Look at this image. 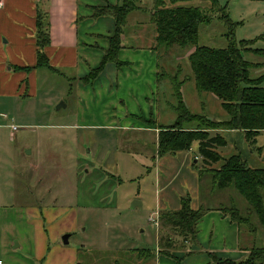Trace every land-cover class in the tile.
<instances>
[{
    "label": "rangeland",
    "instance_id": "obj_1",
    "mask_svg": "<svg viewBox=\"0 0 264 264\" xmlns=\"http://www.w3.org/2000/svg\"><path fill=\"white\" fill-rule=\"evenodd\" d=\"M217 3L237 22L234 30L237 41L251 39L254 48L264 49V0H217ZM186 5L210 6L207 0H192ZM138 6L127 16L122 44L135 51L128 56L142 62V69H123L125 65L117 67L107 63L95 77L96 82L95 79L85 82L82 77L99 64L92 67L94 62L86 59L87 53L75 66L70 61L54 60L52 56L51 68L37 67L29 76L27 88L23 82L24 95L0 94V114L7 116L0 117V122L17 127L12 130L6 125L0 126L5 137L0 142V192L8 182L7 189L10 196L15 195L12 199L16 205L38 207L31 212L12 213L7 218H1L0 214L3 264H159L160 259V264H206V251L222 243L219 234L208 237L213 230L211 223L216 227V219L205 220L200 224L197 238L186 241L160 220L161 212L176 210L180 196H188L193 208L223 204L238 208L239 215L248 214V203L232 184L226 188H216L213 184L212 169H218L221 162L204 164L195 147L196 154L194 151L190 165L199 182L195 189H190L184 180L186 165L169 163L170 155L175 152L158 155L160 127H173L176 119L171 78L180 81L181 86L185 83L179 91L189 113L217 120L227 115L214 94L196 89L187 62L191 48L186 50L176 45L164 50L161 47L158 54L152 50L155 28L148 19L152 0H138ZM216 17L199 26L198 44L226 46V26ZM109 23L110 19L105 18L98 31L106 32ZM6 38L1 35V45L7 44ZM4 51L8 63L22 56L7 46ZM93 52H97L98 58L102 47H94ZM243 54L246 60L258 64L249 69L250 77L264 74V56L247 51ZM151 60L156 63V73L164 71L161 79L156 76L152 93L146 83H143L144 89L138 90L139 84H125L120 80L125 71H134L132 76L142 72L145 82L146 66ZM191 80L194 90H190ZM11 86L8 85L9 89ZM200 101L205 109L199 112ZM209 112H216L215 118L209 117ZM196 126V122L181 125L184 129ZM222 131L208 130L210 136L218 133L224 137ZM240 131L248 153L262 162L260 167H250L264 168V130L253 144ZM231 146L226 142L217 149L224 154ZM238 153L244 159L240 151L232 152ZM245 161L249 165L247 157ZM35 162L41 164L37 174L30 175L25 167ZM3 177L8 180H2ZM57 199L60 209L53 213L54 217L51 209L46 214L39 213ZM249 219L258 228L257 233L253 240L246 227H242L239 249L252 244L264 246V229L254 213ZM25 223H28L26 228ZM33 225L40 229L35 238L32 230L28 231ZM7 229L9 236H16L12 244L8 243L10 238L5 240ZM64 235L68 236L66 244ZM232 239L237 242L236 237ZM229 242H232L230 238ZM187 254L185 258L180 257ZM232 254L234 258L244 259L235 252Z\"/></svg>",
    "mask_w": 264,
    "mask_h": 264
},
{
    "label": "trees",
    "instance_id": "obj_2",
    "mask_svg": "<svg viewBox=\"0 0 264 264\" xmlns=\"http://www.w3.org/2000/svg\"><path fill=\"white\" fill-rule=\"evenodd\" d=\"M192 0H152L150 22L155 28V42L152 50L158 54L162 47L165 49L178 46L191 48L187 55V62L194 77L195 87L199 92L207 91L214 94L220 101L227 117L213 119L204 115L189 113L180 94L181 82L171 78L174 85L172 97L176 119L173 127H160L158 135V155L168 152L188 150L193 142L198 143V154L206 165L221 162L218 169H212L213 184L216 188H226L232 184L235 190L249 205L246 216L239 215L238 208L231 206L220 207L219 210L236 223L238 231L246 227L249 235L256 236L257 227L249 219L254 213L259 225L264 229V168H252L245 159L238 154L222 157L217 148L225 146V139L218 133L210 136L208 130H243L246 140L254 143L255 137L264 130V74L249 76V69L253 64L244 57V52L264 56V49L254 48L253 40L241 39L237 41L234 30L237 22L230 19L224 8L217 0H207L209 7L186 5ZM139 8L138 0H122L121 3L111 4L105 0L103 5L93 6V19L109 16L113 20V30L104 36L108 46L104 49L97 67L82 77L85 82L94 80L107 63H114L117 67L126 63L118 59L122 48V35L126 24L127 14ZM214 8V9H213ZM217 16V17H216ZM218 18L226 26L224 36L227 44L223 48L198 44V30L202 24ZM50 22L47 11L37 10L35 16V45L36 62L31 66L16 67L18 70L30 72L32 69L45 66L51 68L44 47L50 44ZM263 37V36H262ZM260 63L259 65H261ZM164 71L158 70L156 76L161 79ZM189 78V77H188ZM196 122L194 129H184L183 123ZM210 208H192L188 196L180 198V207L176 210L162 211L160 220L177 231L184 240L196 239L197 223ZM193 237V238H192ZM171 243H166V245ZM247 256L241 260L219 257L207 252L210 261L216 264H264V246L252 244L244 247Z\"/></svg>",
    "mask_w": 264,
    "mask_h": 264
},
{
    "label": "crops",
    "instance_id": "obj_3",
    "mask_svg": "<svg viewBox=\"0 0 264 264\" xmlns=\"http://www.w3.org/2000/svg\"><path fill=\"white\" fill-rule=\"evenodd\" d=\"M1 1L3 2L2 6L0 7V94L1 95L3 94H10V96L24 95L25 92L23 90H25V88L28 87L29 76L31 74L33 75V73L37 69L34 68L30 72H24L22 70H18L16 67H24V66L32 67L36 62L35 16L37 10L39 9L41 10L43 9L44 11H47L49 13L50 44L44 47L43 51L48 57L50 66L52 62V56L54 57V60L70 61V65L75 66L76 64H78V61L81 58V56L85 55L84 53H87L86 59L90 58L94 62L92 67L96 66L101 59L104 49H106L108 46V42L106 38H104V36H107L111 33V30L113 28L112 18L109 16H102V17H98L97 19H93L91 17L93 12L92 7L103 5L105 0H1ZM106 1H108L111 4L118 3L117 2L118 0H106ZM140 3L142 5L144 4L142 3V1H140ZM133 11L134 10L130 11L129 13ZM129 13L127 14V16L129 15ZM127 16H126V20H127ZM105 18L110 19L109 26H107L106 32H99L98 29L103 26L102 24H104ZM148 19L150 20L149 17ZM145 30L147 31L146 28ZM140 31H142V28H140ZM1 35L7 37L6 45H1L3 44L1 43ZM153 35H152L153 37L152 39H155V35H156L155 30ZM148 38L151 39V37ZM146 45H151V43ZM5 46H7V48L10 50L13 49L16 50L17 52L22 53V56L16 57L15 61L12 62L9 61L10 63H8L4 51ZM94 47H102V52L98 58H97L98 55L97 52L92 53ZM128 48H129L128 46L122 44V48L118 53V59L126 63L123 69H127V68L131 69L134 67L136 68L138 67L142 69L143 68L142 62H139L137 60L135 61L131 60V58L128 56V53L135 52L129 50ZM148 53L150 55H153V53H151L150 50H148ZM146 68L148 70V75L146 76L145 82H144L145 79L142 76V72H140L139 75L135 74L134 76H132L134 74L133 73L134 71L133 72L125 71L123 74H121L123 78L121 77L120 80L125 84L130 82L131 83L134 82V84H139L140 88L136 87V89L138 90L144 89L143 83H146V85L149 86L148 88L149 91L152 93L153 90L156 88V84H157L156 72H155L156 63H154V60H151L147 64ZM13 71H15V73ZM86 71L84 73H86ZM84 73L83 74L80 73V74L84 75ZM97 79L98 78H96L94 81L96 82ZM23 82L26 83V84L24 83L26 86L25 88L23 87ZM9 84L12 85L11 86L12 89H9L8 87ZM184 85L185 83L183 84V86H181L182 90L184 89L183 88ZM194 89L195 88L193 83V85L190 87V90H194ZM194 94H197L198 98H200L197 92ZM210 97L211 99L213 98L212 96ZM212 100H216V99H212ZM199 105L201 108H199L198 111L199 112L204 111L203 110V108L205 107L203 106L204 104H202V102L200 101ZM215 113L216 112H209L207 115H209V117H214L216 116ZM0 117L6 118L7 116L5 114H0ZM5 125H6L5 123L0 122V126H5ZM6 126L12 129L11 125H6ZM221 134L224 136L223 138L225 139L227 144L229 145L232 144L231 146L232 148H230V150L224 154L220 153L217 149V152L220 154V156L227 157L230 154H232V152H234L235 150H238L241 153H243L244 159H246L247 157L249 166L259 165L256 167H260L262 165V162L258 158L248 153L247 145L246 142H244L242 131L223 130ZM2 141L3 142L5 141V137H4V133L0 131V142ZM195 147H198L197 143L192 144V146L188 150L176 151L171 155L169 154L171 156L169 163H181L183 165H186L185 169L187 170V173L184 174V180L186 181L190 189H195L196 185L199 182L197 174L192 172V168L190 165L192 163V155L196 150ZM30 153L31 151L29 150L28 154ZM39 164L38 162L30 163L25 167V170L29 171L30 175L33 172L37 174L36 171ZM188 168L190 170H188ZM11 175H8V177ZM2 180H8V178L3 177ZM8 185L9 183L7 182L5 187L1 189L3 191L0 192V203H1L0 214H2L1 218L4 217L7 218L8 215L12 213L22 214L25 212H29V211L31 212L32 210L38 209V207L36 206H32L31 208L33 209H30L29 207L16 205L12 199V197H14L15 195L11 192L12 194L10 196L9 191L7 189ZM39 192L40 191L38 190L37 195L40 194ZM181 197L182 196H180V198ZM58 200L59 199H57L53 205H50L47 208L40 209L39 213L43 215L46 214V212L51 209V217H54L52 216L53 213H55L58 209H60V207L58 208V206L56 205ZM179 207L180 204L178 207H176V209ZM218 207H223V204H221ZM218 207L210 208L198 221L196 238L198 236L197 234H199L200 232L199 227L201 226L200 225L201 223H204L205 220L216 219L217 228L214 227L213 223H211L212 224L211 227H213V230L211 231V233L208 234V237L212 238V235L216 236L219 234V236L222 239V243L217 248L210 247L206 252L214 253L219 257H226L230 259L239 260L238 258H234L236 256L233 255L232 253L235 252L240 257L245 258L248 251L244 249H239L238 246L239 231L236 223L231 222L229 217L225 216L223 212L219 210ZM27 225L28 223H25L24 225L25 228L27 227ZM3 226L7 227L6 224ZM38 229L39 228L36 225H33L32 229L29 228L28 231L32 230V234L34 235L35 238V236L39 234L40 229L39 230ZM4 235L6 237L5 240L10 238L8 240L9 241L8 243L10 244L13 243L12 240L15 239L16 237L12 235L9 236L8 229L5 230ZM224 236H228V237H224ZM235 237L237 240L236 243L233 242L232 239ZM229 238L232 242H229ZM234 244H235V248L233 247ZM187 256L188 254L186 256L181 255L180 257L185 258ZM204 259L206 261V264H216L215 262L210 261L208 257L207 258L204 257ZM160 261L161 259L159 260V264Z\"/></svg>",
    "mask_w": 264,
    "mask_h": 264
},
{
    "label": "built area",
    "instance_id": "obj_4",
    "mask_svg": "<svg viewBox=\"0 0 264 264\" xmlns=\"http://www.w3.org/2000/svg\"><path fill=\"white\" fill-rule=\"evenodd\" d=\"M3 2L0 0V7L2 6ZM12 130H16L17 127L11 126ZM0 264H2V261L0 260Z\"/></svg>",
    "mask_w": 264,
    "mask_h": 264
},
{
    "label": "water",
    "instance_id": "obj_5",
    "mask_svg": "<svg viewBox=\"0 0 264 264\" xmlns=\"http://www.w3.org/2000/svg\"><path fill=\"white\" fill-rule=\"evenodd\" d=\"M58 107H59V106H58ZM28 152H29V150L27 151V153H28ZM67 237H68L67 235H64L63 238H62V239H63V243H65V244L68 242V241H67Z\"/></svg>",
    "mask_w": 264,
    "mask_h": 264
}]
</instances>
